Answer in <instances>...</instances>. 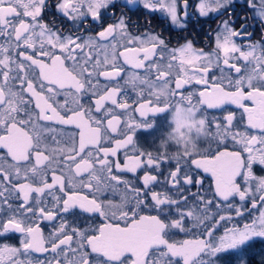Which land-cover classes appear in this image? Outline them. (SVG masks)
Returning a JSON list of instances; mask_svg holds the SVG:
<instances>
[{"label": "snow or ice", "instance_id": "6c2138e0", "mask_svg": "<svg viewBox=\"0 0 264 264\" xmlns=\"http://www.w3.org/2000/svg\"><path fill=\"white\" fill-rule=\"evenodd\" d=\"M257 240L264 0H0V264H251Z\"/></svg>", "mask_w": 264, "mask_h": 264}, {"label": "flooded vegetation", "instance_id": "af4514ba", "mask_svg": "<svg viewBox=\"0 0 264 264\" xmlns=\"http://www.w3.org/2000/svg\"><path fill=\"white\" fill-rule=\"evenodd\" d=\"M121 2H123V0H121ZM129 7H131L133 10L132 11H128V9H121V10L124 11L127 15H130L132 17V20L134 22H136L140 26L141 29L148 27L149 26L148 22L150 21V26H151L152 31L162 32L166 38H169L172 40V43L174 45H175L176 41L180 38L181 35L186 34V33H181L178 29H171L170 25L166 21H164L158 13L154 14L151 17H146L144 14H142V10L141 11L136 10V6H129ZM235 11L237 14L243 15L244 9H243L242 4H237ZM193 19H195V18H193ZM216 23H219V21H217ZM216 23H212L211 26L213 28H215ZM203 27L206 31L208 28V25L204 24ZM200 28H201L200 24L192 23L189 25L188 31L192 32L193 34H197V33H199ZM259 33H260V26H259V24H257V26H256V38L259 37ZM198 40L200 41V44L203 43L202 36H199ZM152 138H153L152 136L146 137V139L149 143L152 141ZM253 254H254V249L252 246L248 250L247 256H253Z\"/></svg>", "mask_w": 264, "mask_h": 264}, {"label": "rangeland", "instance_id": "374dc122", "mask_svg": "<svg viewBox=\"0 0 264 264\" xmlns=\"http://www.w3.org/2000/svg\"><path fill=\"white\" fill-rule=\"evenodd\" d=\"M260 242H261V244H260ZM253 249L257 250L256 256L258 259H261L262 257H264V241H261V240L255 241Z\"/></svg>", "mask_w": 264, "mask_h": 264}, {"label": "trees", "instance_id": "16d2710c", "mask_svg": "<svg viewBox=\"0 0 264 264\" xmlns=\"http://www.w3.org/2000/svg\"><path fill=\"white\" fill-rule=\"evenodd\" d=\"M260 244H261V242H260ZM253 248H254V244H253ZM256 252H257V250H254L253 256H249V257L252 258L251 259V264H260V261H261L262 258L261 259H258L257 256H256Z\"/></svg>", "mask_w": 264, "mask_h": 264}]
</instances>
